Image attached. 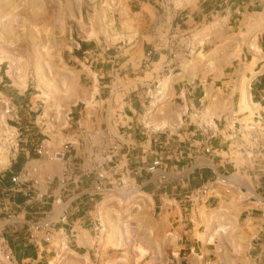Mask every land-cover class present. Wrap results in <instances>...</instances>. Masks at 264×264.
I'll list each match as a JSON object with an SVG mask.
<instances>
[{"label": "rangeland", "instance_id": "obj_1", "mask_svg": "<svg viewBox=\"0 0 264 264\" xmlns=\"http://www.w3.org/2000/svg\"><path fill=\"white\" fill-rule=\"evenodd\" d=\"M149 1L155 7L150 8L151 11L147 14L140 8L144 2ZM219 1L221 0H0V82L3 79L4 82L12 85V88L7 89L22 92L21 95L12 92L10 97H12L11 103L18 108L19 115L24 116L23 120L19 121V125L10 123L8 126L6 119L9 117L5 114V105H8L9 100L1 97L0 94V171L6 174L0 183V193L5 196L13 194L6 191L9 188L7 179L18 174L12 175L10 171L19 173L24 167L23 164L27 162L21 151L27 148L26 143L28 146L31 143V138L28 136L30 133L26 131L27 127H35L36 133L40 132L32 138L35 140L33 144L40 139L53 154L55 147L52 142L61 138L57 146L60 148L66 140L63 134L71 132L78 126L75 119L68 120V117H75L74 113L69 114L71 105L75 104L74 100L78 103L76 108L89 117L98 114V108H103V103L94 102V106L89 107L91 103L86 105L85 101L81 103L79 99H87L95 84L98 88L97 93L99 92L97 76L91 72V69L95 71L92 55L121 47L119 51H123L124 57L118 58L119 66L128 58H131V62H135L137 58L142 59L145 52L153 51L154 44L159 40L152 34L153 31H156L158 36H162L163 26L166 22L171 23L176 13L186 15L195 10L202 12L213 8L222 11L225 6L218 8ZM254 3L264 6V0ZM164 11H166L167 21L163 18ZM248 15H254L253 10H250L248 14L246 11L241 12V15H237L230 22L226 13L214 14V17L206 18L199 29L201 31L196 30L190 34L191 37L198 38L201 45L195 59L183 64L181 70L175 74L183 73V76H180L175 83L184 80V76L190 75L191 80L198 77L197 83L201 82L205 88L204 100L197 106L198 111L194 110L192 115H190L191 112L187 114L185 104L176 99L174 93L169 97H166L164 93L163 98H166L162 103L149 105L146 102V112L132 123L136 128L135 134L121 136L117 129L114 130L115 140L133 144L131 164L147 165L156 157H161L169 166L170 175L174 178H172L173 181L171 179L163 183L151 180L143 169L139 178L132 176L131 179L146 183V194L127 198L118 196L115 199V196L113 198L106 196L96 199L95 207L101 216L104 232L100 239H97L94 234L93 264H111L112 258L117 253V249L106 246V240L110 243L111 238L119 239L123 246L131 243L124 235H128L126 226L132 222L137 228L138 239L149 238L161 243L163 261L158 264H166L172 259L179 261V255L167 249L170 246L167 237L177 226H179L178 230L182 229L181 218L186 223H190L188 229L194 228L193 234L200 243L206 240L198 234L199 231L205 233L207 229L211 232L207 235H211L220 227L224 228L223 237L208 241L209 245L203 242L211 250L210 254L215 256V264H224L223 262L226 261H232L234 264H248L249 260L258 256L260 252L261 256H264V199H262L264 186L256 188L249 178L251 171L247 175L236 172L231 178H234L240 186L249 187L254 194H258V201H243L239 198V193L233 192L231 197L221 199L218 203L210 202L193 208L187 199L191 190L202 187L203 184H208L214 179L212 171L207 168L211 165L209 162L213 160L212 162L218 165L223 158L220 157L222 155L218 156V153L212 158L202 152L199 153L198 144L197 152L194 154L188 152L192 154V157L188 158L189 154L185 148L187 143L195 139L203 140V136L199 134V131H197L198 136L184 134L188 133V128H191L190 119L187 116H191L192 121H197V129L198 126L205 127L204 129L210 135L217 134V128L222 130L228 124L230 127L236 122L245 124V127L248 125L246 119L236 120L240 100L237 87L245 74L238 71L237 65H232L235 58L230 62L220 81H214L210 77L205 82L207 78L203 79V71L198 67V63L203 60V55L211 53L215 47L220 48L217 57L220 53L222 54L218 60L223 59L224 54H228L235 48L237 34L245 29L244 22ZM199 18L203 17L199 15ZM175 25V23L172 24L170 35L162 37L167 43H169L167 37L173 35ZM179 33L182 38L186 34L178 30L177 35ZM177 35L173 37L176 38ZM25 85L26 87L23 88ZM163 88L165 89L161 87ZM4 90L5 88L0 87V91ZM101 97L104 99L105 96L101 94ZM196 114L198 117L195 116ZM27 118L30 125L27 124ZM155 124L157 127L146 129ZM11 126L20 128L22 133L20 150L17 154L10 152L9 149L15 143L16 136V130ZM95 139L98 143V137ZM117 144L120 145V143ZM30 153L29 161L37 158L32 151ZM246 160V157L242 155L238 158L241 164ZM41 161V164L60 166L62 164L59 161ZM196 166H200V169L192 175L191 170ZM217 169L220 174H224L222 168ZM231 173L232 171H229V174ZM124 178L129 179L128 176ZM182 178L186 185L181 190L184 189L185 192L186 188L191 189L176 202L174 197H171L172 191H178L180 188L174 179ZM40 184L38 189L33 187V184L16 188L17 193L14 198L17 205L26 202L29 189L35 193L41 191L42 194L48 191L47 196H52V199L48 201V204L34 205L33 208L30 204L25 205V217L18 218L16 213L18 223L8 226L4 231L13 259L9 262L0 256V264H83L81 254H77L76 238L69 232L72 229L70 226H73L72 222L78 218L69 219V224L64 227V231L58 233L53 244L45 246L42 252H37L28 242L23 223L59 214L60 207L54 204L53 197L61 196V194L69 196L65 190L61 191L56 181L50 186ZM67 190L72 193L73 187ZM137 198L143 199L144 203ZM146 198L149 200L148 204L145 203ZM216 212L221 214L222 218L214 224L212 217ZM18 213H21V210ZM210 215L212 216L206 225V218ZM3 223H5V217L0 215V225ZM79 225L80 222L76 228ZM232 227L235 229L231 230ZM217 246H220L221 250L217 249ZM237 246H239L238 253L235 254L233 252ZM121 255L118 254V257ZM168 255H171L169 260ZM183 257L192 264L194 257L191 259L187 251ZM151 260V257H148L144 262L148 264L147 262Z\"/></svg>", "mask_w": 264, "mask_h": 264}, {"label": "crops", "instance_id": "obj_2", "mask_svg": "<svg viewBox=\"0 0 264 264\" xmlns=\"http://www.w3.org/2000/svg\"><path fill=\"white\" fill-rule=\"evenodd\" d=\"M153 2L154 1H152V3ZM255 5L256 4L253 0H221L219 1V5H217V7L221 8L222 6H225L222 11L213 8L212 10L206 9L202 12H197L198 10H195L186 15L176 13L171 22L172 24H176L174 34L177 35V32L179 30L180 32L186 33L185 35H189L196 30H199L200 27L203 26L206 18H212L214 17V14H220L224 12L227 14L228 20L230 21L233 20L237 15H241V12L243 11H246V14H248L250 10H253L254 15H248L244 22L245 29L237 34L234 49L229 51L228 54H224L223 59L220 58V60H218V58L221 57L222 54L220 53V55L217 57L220 48L215 47L211 53L204 54L203 60L198 63L199 69L203 71V79L204 77L207 78L206 80H204L205 82L210 77L214 81H220L225 74L227 67L230 65V62H232V60L235 58V63L233 62L232 65H237L239 67L238 71H240L242 74H245L241 78L240 83L237 87V91L240 94V100L237 109L238 112H236L239 114L236 116V120L246 119L248 125H253V121H255L256 119L264 118V6L262 4H258L256 6ZM210 6L213 7V5ZM154 7L155 6L152 5L149 1L147 3L144 2V5L141 6L140 9L148 14L151 11L150 8ZM199 15H201L203 18L200 19ZM258 15L261 18H259ZM171 23L166 22L165 26H163L161 32L162 36H158V34H156V31H153L152 34L155 35V38H158L159 40L154 44L153 57L151 58L149 65L146 68L143 67L147 62L146 52L142 59L137 58L135 62H131V58H128L123 61V64L121 66H119V62L117 63V60L120 56L124 57L123 51H119L121 47H119L117 50H108L109 52H101L98 55L95 54L96 57L93 61V64L95 63V71L91 69V72H93L94 75L97 76L99 92L97 93L98 88L95 84L94 88L92 89V93L88 95L87 99H79L81 100V103H84L83 101H85L86 105L87 103H91V106L89 107H93L94 102L103 103V108H98L99 113L92 115V117H89L86 113L84 114L82 111H79L76 108L78 106V103H76L77 100H74L73 103L75 104H70L72 107L70 108L69 114L71 115L74 113L75 117H68V120L70 121L71 119H75L78 126H76V128L71 132H68L66 134L62 133L63 136L66 137L64 138L66 139L65 143L70 142L73 144L72 152L69 154V156L70 160H72L74 164L69 165L74 168V172L76 174V184L72 185L73 191L71 194H69V196L81 194L85 189L91 186V179L82 176L81 171L92 167L94 165L92 163L100 159L104 148L107 145L120 143V145L117 144L119 147V151L116 155L118 175H121L123 177L128 176L129 178H131L132 176H138L137 178H139L141 176L140 172L143 169L145 170L148 164H131V154L134 149L133 144L130 142H121V140H115L116 136L114 134V130L117 129L121 136H130L131 133L135 134L136 128L132 123L134 120L137 121L142 116V114L146 112L145 104L147 101L144 99L143 94H145L147 90L154 89L156 87V83L161 82V87H164V85L167 84L168 89L166 91H163L164 88L161 89L163 94L165 93L166 97H169V95L174 93L176 99L182 101V103L185 104L187 108V114L191 112L190 115H192L194 110L198 111L197 106L203 103V91L205 92V88L201 82L197 83L198 77L197 79L191 80V78L189 77L190 75L188 77L184 76V80L175 83V81L179 79L180 76H183V73H179L178 75L169 77L167 79L163 75L162 68L163 65L169 60V51L168 43L166 39H162V37H164L165 35H170L172 27ZM170 37L171 36L167 37V39H169ZM176 38H182L180 36V33ZM137 51L139 52V50ZM238 57H240V59H238ZM244 59L246 60L245 62ZM243 83H245V88L247 90L245 97H243L242 94ZM0 87L5 88L3 92L0 91V94L2 95L1 97L8 99L11 103L12 97L10 96L12 95V92H16L17 90L7 89L12 88V85L10 83L7 84V82H4L3 79H1ZM25 87L26 85L23 86V88ZM100 93L105 96L104 99L103 97H101ZM16 94L21 95L22 92L18 91L16 92ZM165 98H163L162 96L161 102L159 103H162ZM154 104L158 105V103ZM30 110H32V108H30ZM21 116L20 121H22L24 117L23 115ZM195 116L198 117L197 114ZM187 117L190 119L189 126L191 128H188V133L184 134H187L189 136H198V129L196 128L197 121H192L191 116ZM26 120L27 124L30 125L29 118H27ZM19 124L20 123L17 122V125ZM32 124L36 125L34 122ZM215 125L217 126L216 122ZM154 126L157 127V124L151 127L149 126L150 128L147 127L146 129H151ZM27 128L28 130L26 131L30 133L28 134V136L31 138V143L29 146L26 143L25 146L27 148L21 149V151L24 153L23 155H25L27 162L26 164H23L24 167L19 173H14L12 171H10V173L12 175L18 174L20 176L28 175L29 183L24 187H27L29 184H33V187L38 189V186L41 185L40 183L50 186L55 181L58 184V180L60 179L64 170V164H61V166L56 164H41V160L48 159L44 156H39L36 151L41 146L45 147V142L38 139L36 144H33L35 140L32 138L37 136L40 132L36 133L35 127ZM230 128L231 127L229 126V124L222 130L217 128V140H214V144L218 147V156L222 155L220 157H223L221 162L217 166L222 168V170L225 172L234 171L245 175H247L248 172L251 171L249 174L250 179L259 178L264 182V164H260L261 161L264 163V158L262 159L263 156L261 158L257 157L252 161L248 160V162L246 161L242 164L241 162L239 163L238 158L241 154L237 150L230 148L231 146H229V144L227 143L229 139L228 136L230 135ZM199 134L202 136L201 133ZM95 137H98V143L96 142ZM201 140L197 141L195 139L192 141L193 143L189 141V144L187 143V145L185 146L187 153H196V147L199 146L200 150L198 152L201 153ZM60 141L61 138H57L55 142H52L55 150L58 149L57 146L59 145ZM197 144L199 146H197ZM31 151L33 152L34 156H37V158L31 159V161H29ZM190 153H188V158L192 157V154ZM223 161H226V164H224ZM175 168H177V166H175ZM136 173H138V175H136ZM5 175L6 174H4V172L0 174V183L2 179H4ZM174 180L177 181V185L180 190L176 187L178 191H172L171 197L173 196L177 202L181 200L180 197L182 195L184 196L186 194L185 192L189 191V189L191 188H186L187 190L184 192V189L181 190V188L186 185L183 181L184 178H182L181 180ZM7 183L9 188L5 190L11 191L13 189L11 179L8 178ZM140 183L145 185L143 193L146 194L145 190L147 184L143 182ZM47 192L48 191H46L44 194L47 195ZM40 194H42L41 191L40 193H35L31 189L28 190V198L26 199V202L24 204L17 205L16 213L18 214V218L21 216L25 217V205L27 206L30 204L31 208H33L34 205L45 204V200L39 199V197H37V195ZM6 196L15 201V194H9ZM6 196L3 195V193H0V197L5 198ZM137 200L140 201L142 199L137 198ZM143 201L141 203H144ZM148 201L149 200L146 198L145 203L148 204ZM92 207L93 202L91 200L81 198L75 201L70 213V219L78 218L76 221L72 222L73 226H70L72 229H70L69 232H71L72 236L76 238L75 242L77 254H81L83 264H93L95 232L91 227L90 218L88 217V211ZM86 208L88 209L86 210ZM20 210L21 213H18ZM211 216L212 215L207 216L205 221L206 225ZM212 218L213 223L217 224V220L221 219L222 216L221 214L216 212V214H214ZM79 222L80 225L78 228H76V225ZM189 224L190 223H186L181 218L180 226L182 227V229L178 230L179 226H177L176 229L178 231L174 229V232H171L168 235L167 238L170 242V246H168L167 249L171 250L172 253L179 255L180 260L176 261L177 264H189V261L185 260L186 258L183 257L186 255V251L191 256V259L194 257V259L192 260V264H215L216 258L214 255L210 254L211 250L207 246L210 243H208L206 239V241H202L207 245H205L203 242L200 243V240H197L196 236L193 234L194 228L191 227L190 229H188ZM127 229L128 235L125 234L124 236L126 239H129V241H131L129 245L123 246L122 244H120V240H116V238H111L112 240L110 241V243L109 240L105 241L107 247L117 249V253L112 258L111 264H114L115 262L117 264H145L144 261L148 257H151L152 259L151 261L147 262L148 264H158L159 262L163 261L161 243H159L158 241L150 240L149 238L138 239L137 228L134 226V222H132L131 224L129 223L126 226V231ZM233 229H235V227H232L231 230ZM208 233L211 232L207 231V229L205 233H200V231L198 232V234L201 235L202 238L207 236ZM223 234L224 233H221L220 236L217 237V239L221 236L223 237ZM132 241L135 242L132 243ZM238 248L239 246L234 248L233 253L237 254ZM217 249L221 250L220 246H217ZM118 254H122L121 257H118ZM261 255L262 253L260 252L258 256L251 258L248 264H264V256L262 257ZM170 257L171 255H168V260ZM121 260L122 262L119 263V261ZM170 262L171 260H169V262H167L166 264H170ZM223 263L234 264L232 263V261H226Z\"/></svg>", "mask_w": 264, "mask_h": 264}, {"label": "built area", "instance_id": "obj_3", "mask_svg": "<svg viewBox=\"0 0 264 264\" xmlns=\"http://www.w3.org/2000/svg\"><path fill=\"white\" fill-rule=\"evenodd\" d=\"M254 2H259L260 0H253ZM164 5V2H163ZM165 7V6H164ZM163 18L167 21L166 11H164ZM175 34L169 38L168 51L169 60L163 65V75L165 78L173 77L175 74L181 70L183 64L191 62L200 48V42L198 39L191 37V35H185L181 39L174 38ZM96 55H92L91 59L94 61ZM153 57V51H149L146 54L147 62L144 64V68L149 65L151 58ZM163 92L161 90V82L156 83L154 90H148L144 99L149 105L161 102ZM5 114L9 117L6 119V124L9 126L10 123H15L20 121V115L18 108L12 103L5 105ZM253 125L245 124L241 125L238 122L234 123L230 128L228 136V144L230 148L237 150L243 157H246V161H252L257 157L264 158V118L256 119L253 121ZM16 130L15 143L11 145L10 152L18 153L20 150V128L16 126H11ZM205 127L198 128V131L202 134L204 139L202 140V153L208 155L210 158L215 157L218 147L215 146L214 140H217V134H209ZM1 137V136H0ZM4 141V139H3ZM73 144L70 142L64 143L60 148L55 150L51 154L49 147H39L37 154L39 156H44L50 161H59L64 164L63 173L58 180V184L61 191H66L71 194L69 189L73 184H76V174L74 168L69 164H74L70 160L69 154L72 152ZM119 151L117 144L107 145L99 160H96L92 164V167L86 170H82V176L91 179V186L85 189L81 194H75L73 196H56L53 197L54 204L60 207L59 214L54 216L25 221L23 224L26 229L28 242L37 251L42 252L45 246L52 245L56 239L58 233L64 231V227L68 226L70 213L73 208L75 201L86 198L93 202V207L88 211V217L90 218L91 227L96 234V238L100 239L101 234L104 231V225L101 221V216L95 207L96 199L104 198L109 196V198L120 197L127 198L129 196H135L137 194H144V186L142 183L133 180L131 178L125 179L123 176L117 174V163L116 155ZM240 155V156H241ZM213 161V160H212ZM210 161V166H207L209 170L212 171L214 179L208 183L203 184L202 187L194 188L191 190L187 199L196 208L201 204H207L210 202L218 203L221 199H227L232 196L233 192L239 193V198L243 201H258L259 195L254 194L249 187L240 186L235 182L234 178H231L236 174L232 171L231 174L224 171V174L218 172V167L215 163ZM226 164V161H223ZM260 164H264L262 161ZM200 169V166L193 167L191 174L195 175L196 171ZM144 172L151 177L152 180H158L160 182H167L174 178L170 175L169 166L164 162L163 158L156 157L153 159L145 168ZM2 171H0V174ZM80 174V175H81ZM138 175V173H136ZM250 181L260 188L261 185L264 186L262 179L251 178ZM249 182V181H248ZM11 183L13 189L10 191L16 194V188L25 186L29 183L28 175L20 176L16 175L11 178ZM78 184V183H77ZM259 184V185H258ZM258 185V186H257ZM246 186H248L246 184ZM248 194V195H247ZM264 194V193H263ZM246 198H243V196ZM39 199L45 200V204L52 199V196H47L45 194L37 195ZM264 199V198H262ZM16 210L17 204L14 200L6 196L5 198L0 197V215L5 217V223L0 225V255L6 261H12L13 253L11 247L8 244L4 236L5 229L10 225H15L16 221ZM178 260L172 259L170 264H177Z\"/></svg>", "mask_w": 264, "mask_h": 264}, {"label": "bare ground", "instance_id": "obj_4", "mask_svg": "<svg viewBox=\"0 0 264 264\" xmlns=\"http://www.w3.org/2000/svg\"><path fill=\"white\" fill-rule=\"evenodd\" d=\"M259 16V15H258ZM259 18H261L260 16H259ZM213 29H211V31H212ZM260 32V31H259ZM92 34V33H91ZM89 37H91V35H90V33H89ZM198 39V38H197ZM66 84V83H65ZM164 87H165V89H168V85H164ZM165 89L163 90V91H165ZM246 92H247V90H246V88H245V83H243V85H242V94H243V97H245V95H246ZM141 201H143V199L141 200ZM223 231H224V228L223 227H220L219 229H217V230H215V232H213V234H211V235H207V236H205V237H203L204 239H206L207 241H209V242H211L212 240H214V239H216V237H218V236H220V234L221 233H223ZM208 242V243H209ZM144 254V253H143ZM1 256V255H0Z\"/></svg>", "mask_w": 264, "mask_h": 264}]
</instances>
